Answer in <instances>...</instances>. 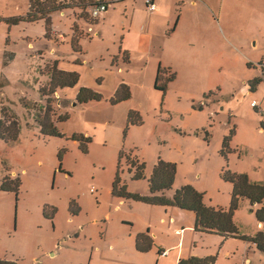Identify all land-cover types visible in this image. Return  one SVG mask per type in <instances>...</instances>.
Wrapping results in <instances>:
<instances>
[{"label": "rangeland", "instance_id": "obj_1", "mask_svg": "<svg viewBox=\"0 0 264 264\" xmlns=\"http://www.w3.org/2000/svg\"><path fill=\"white\" fill-rule=\"evenodd\" d=\"M59 1L69 6L47 31L44 20L28 21L30 0H0V118L14 115L19 130L16 141L0 139V261L264 264L252 241L264 238V200L240 198L238 234L223 237L195 232L191 212L113 194L119 181L148 195L159 160L176 166L167 196L191 186L209 208L231 209L224 172L264 185V0H168L167 19L139 14L132 30L117 3L95 22L80 0ZM76 26L83 36L73 46ZM55 63L79 80L49 97L57 122L67 119L60 137H45L39 88ZM159 67L175 74L164 91L155 88ZM121 86L128 98L117 95ZM135 159L145 164L142 179ZM16 180L18 191L8 190ZM140 234L152 240L146 253L136 249Z\"/></svg>", "mask_w": 264, "mask_h": 264}, {"label": "trees", "instance_id": "obj_2", "mask_svg": "<svg viewBox=\"0 0 264 264\" xmlns=\"http://www.w3.org/2000/svg\"><path fill=\"white\" fill-rule=\"evenodd\" d=\"M79 2L80 5L86 9L93 7L101 1L80 0ZM68 6L66 2L59 0H30L27 18L30 22L44 20L46 29L49 31L50 16L53 13L61 12ZM91 20L96 22L97 19L91 18ZM74 29L76 33L72 39V45L76 46L78 44V39L83 36V32L79 31L77 26L74 27ZM47 72L50 73V81L48 84L42 85L39 88L40 95L43 98H47L44 99L46 106L44 110H40V113L36 117V122L41 128L43 136L60 137L61 133L57 124L60 121L66 120L67 117H61L57 122V119H55V110H52L50 106L51 100L49 97H54L58 89L72 87L77 84L79 75L77 73L58 70L56 63L51 65ZM174 78L175 74L170 69L159 67L156 75L155 88L164 91L167 83ZM258 81L259 80L254 81V83ZM87 93L86 90L79 93L78 98L80 101L85 94L89 95ZM117 95L128 98L130 96L129 89L125 86H121ZM18 134V125L14 115L8 116L6 111L3 110L2 117L0 118V139L6 142L16 141ZM132 165L136 168L134 178L142 179L144 177L145 164H140L139 161L135 159L132 161ZM175 173L176 166L174 164L159 160L154 166L152 175L148 181V195L130 194L127 192L126 187L119 186V181H116L113 185V194L125 200H134L149 205L175 207L183 211L191 212L195 217V232L217 234L223 237H235L238 234L237 228L232 220V215L240 198L246 197L254 204H261L264 200V185L250 183L245 175H239L229 171L224 172L222 175L224 180L233 184L232 206L229 212L223 208L215 209L207 207L203 201V194L198 193L191 186L181 187L169 197L166 194L172 189ZM19 184L17 180L12 182V186L8 188V190L17 192ZM257 218L260 221H264V206L257 212ZM252 241L257 245L260 251L264 252L263 237L259 236ZM135 243L137 251L141 253L150 251L152 247V240L148 234L138 235ZM0 264L9 263L0 261ZM178 264H215V259L212 257H190L184 260L180 259Z\"/></svg>", "mask_w": 264, "mask_h": 264}, {"label": "crops", "instance_id": "obj_3", "mask_svg": "<svg viewBox=\"0 0 264 264\" xmlns=\"http://www.w3.org/2000/svg\"><path fill=\"white\" fill-rule=\"evenodd\" d=\"M150 1L155 5L156 8L153 12L148 11L146 0H121L117 2V6L114 7L115 8L114 10L118 12L121 10L122 14H124L127 17L126 20L129 18V16H131V18H129L130 19L129 30L133 29V23H136L137 18L139 19L138 17L139 14L145 15V18L148 20V22L156 21L160 18L167 19L165 15V9H167L169 6L168 0H150ZM197 2H199V0L182 1L183 4L188 3L192 5V7H195ZM111 16H113L111 13H108L106 15V17L108 18ZM140 28L145 29V27H140Z\"/></svg>", "mask_w": 264, "mask_h": 264}, {"label": "built area", "instance_id": "obj_4", "mask_svg": "<svg viewBox=\"0 0 264 264\" xmlns=\"http://www.w3.org/2000/svg\"><path fill=\"white\" fill-rule=\"evenodd\" d=\"M97 2L99 0H96ZM101 2H98V4L94 5L93 7L90 8V17L92 19H98L100 15L108 10V6L114 3H117L118 1L121 0H100ZM147 8L148 11L153 12L156 8L155 5L150 1L146 0ZM251 106L253 108H257V104L255 102L251 103ZM260 112L264 115V111L260 109ZM162 256H166L167 252L163 251L161 252Z\"/></svg>", "mask_w": 264, "mask_h": 264}]
</instances>
